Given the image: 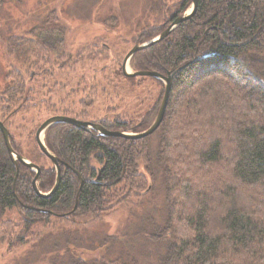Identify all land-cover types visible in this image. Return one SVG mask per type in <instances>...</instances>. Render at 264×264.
Instances as JSON below:
<instances>
[{
    "label": "trees",
    "instance_id": "1",
    "mask_svg": "<svg viewBox=\"0 0 264 264\" xmlns=\"http://www.w3.org/2000/svg\"><path fill=\"white\" fill-rule=\"evenodd\" d=\"M191 3L177 0L169 6L161 0L156 21L137 33L135 43L159 35ZM67 30L52 10L32 29L5 39L16 65L8 69L0 90V118L14 150L40 166L44 193L56 180L53 166L38 163L45 155L35 135L45 118L35 123L28 116L41 118L43 110L55 107L51 96L70 84L58 78L73 76L79 65L111 61L110 46L102 41L71 53ZM131 67L173 74L161 125L142 139L102 136L67 123L50 126L44 141L59 159L62 178L49 197L35 192L33 169L13 163L0 132V239L25 244L54 217L96 220L132 198L139 200L155 179L149 170L150 141L157 134L154 161L165 182L167 219L148 238L164 247L158 263L264 264V0H199L192 18L138 51ZM101 69L110 75V84L136 78L123 74L120 60ZM153 79L161 93L145 115L128 119L116 114L95 122L109 130H146L164 95L162 82ZM81 85L75 84L68 96L88 106L97 84L86 90ZM18 115L20 124L10 122ZM76 117L86 120V113ZM15 208L20 218L4 220Z\"/></svg>",
    "mask_w": 264,
    "mask_h": 264
},
{
    "label": "rangeland",
    "instance_id": "2",
    "mask_svg": "<svg viewBox=\"0 0 264 264\" xmlns=\"http://www.w3.org/2000/svg\"><path fill=\"white\" fill-rule=\"evenodd\" d=\"M160 1L0 0V90L6 82L8 69L16 65L6 52L5 39L32 29L34 25L43 22L50 11L57 10L58 16L68 28L67 43L71 53H77L93 42L102 41L110 46L111 61L79 65L73 76L68 79L58 78V83L65 84L70 80V84L64 91L51 96V104L55 107L43 110L41 118L31 114L29 120L39 123L45 118L44 122L66 111L71 114L70 117L85 112V121L88 122L112 119L116 114L128 119L145 115L159 99L161 86L149 76L136 77L134 80L125 78L110 84V75L101 71V68L116 60L123 62L136 44L133 38L137 33L156 21ZM176 1L166 0L169 6ZM191 8L192 3L184 12H189ZM129 67L132 69L131 61ZM78 82H82L81 86L85 90L93 86L94 82L97 84L96 95L88 106H83L79 97L68 96ZM139 82L141 85H138ZM20 118L21 115H18L10 122L15 121L18 125L21 123ZM157 143L158 135L155 134L150 141L152 163L149 167L155 179L151 184L152 189L149 186V191L143 197L139 200L132 198L130 204L115 207L101 219L92 220L87 216L65 222L54 217L48 224L43 223L39 227L40 236L25 244L19 240L11 242L0 239V264H74L81 259L88 264H159L158 258L164 247L154 244L148 238L167 219L165 182L154 161ZM38 163L44 167H54L45 156L39 158ZM142 171L149 173L143 165ZM19 218L17 208L4 216V220Z\"/></svg>",
    "mask_w": 264,
    "mask_h": 264
},
{
    "label": "water",
    "instance_id": "3",
    "mask_svg": "<svg viewBox=\"0 0 264 264\" xmlns=\"http://www.w3.org/2000/svg\"><path fill=\"white\" fill-rule=\"evenodd\" d=\"M198 2H199V0H192V8L190 9L189 12H184V13L179 14L165 31L161 32L159 35L155 36L154 38L150 39L149 41L141 43V44L136 43L129 50V52L126 54V56L123 59L122 71H123V74L125 76H127V77L149 76V77L158 79L164 83V95H163V99H162L158 114H157L154 122L146 130L141 131V132H132V131L127 132V131H122V130H109L99 123L82 121L80 119L70 117V116H66V115L51 116V117L47 118L38 127V129L36 131V135H35L37 144H38L41 152L52 162V164L54 165L55 171H56L55 184L49 192L44 193L38 187V183L41 180V168L37 164L29 161L27 158L20 155L19 153H17L14 150V148L12 146V142H11V132L6 127L5 123L2 120H0V132L3 135L7 150L9 152V155H10L13 163L17 166L18 163L20 162V163L28 166L29 168L33 169L36 172V175L33 179L32 184H33V188H34L35 192L39 196H41V197L51 196L57 190L59 183L61 181V178H62L59 159L57 158V156H55L48 149V147L46 146L45 141H44L45 133L50 126L57 124V123H67V124H72L75 127L82 129V130H85L87 132L95 131L102 136L121 137V138H125V139H142V138L151 136L152 134H154L156 132V130L161 125V123L164 119L165 113H166V109L168 106V101H169V97H170V93H171V89H172L173 74L168 73L167 75H164V74L156 72V71H134L133 69H131L129 67L130 61L132 60L133 56L138 51L145 49L151 45H154V44L162 41L165 37H167L181 23L192 18L193 15L195 14L196 10H197Z\"/></svg>",
    "mask_w": 264,
    "mask_h": 264
},
{
    "label": "flooded vegetation",
    "instance_id": "4",
    "mask_svg": "<svg viewBox=\"0 0 264 264\" xmlns=\"http://www.w3.org/2000/svg\"><path fill=\"white\" fill-rule=\"evenodd\" d=\"M62 115H64V114H62ZM67 116V115H66ZM69 116V115H68ZM74 118H77V117H74ZM77 119H79V118H77ZM0 120H2L1 118H0ZM81 120V119H80ZM3 121V120H2ZM82 121H85V120H82ZM4 122V121H3ZM93 122H95V121H93ZM5 123V122H4ZM95 123H98V122H95ZM100 124V123H99Z\"/></svg>",
    "mask_w": 264,
    "mask_h": 264
}]
</instances>
